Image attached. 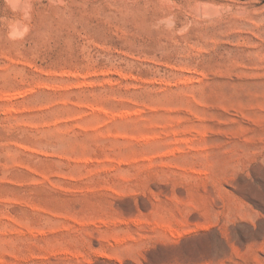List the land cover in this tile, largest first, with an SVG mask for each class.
<instances>
[{
    "label": "rangeland",
    "instance_id": "rangeland-1",
    "mask_svg": "<svg viewBox=\"0 0 264 264\" xmlns=\"http://www.w3.org/2000/svg\"><path fill=\"white\" fill-rule=\"evenodd\" d=\"M0 264H264V0H0Z\"/></svg>",
    "mask_w": 264,
    "mask_h": 264
},
{
    "label": "clouds",
    "instance_id": "clouds-1",
    "mask_svg": "<svg viewBox=\"0 0 264 264\" xmlns=\"http://www.w3.org/2000/svg\"><path fill=\"white\" fill-rule=\"evenodd\" d=\"M6 2L11 4L13 2V0H6ZM10 35H11V33H10Z\"/></svg>",
    "mask_w": 264,
    "mask_h": 264
}]
</instances>
